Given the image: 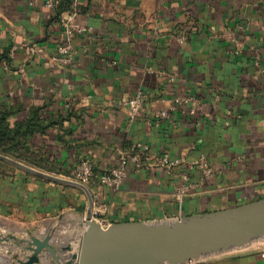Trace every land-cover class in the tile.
I'll return each mask as SVG.
<instances>
[{
  "label": "crops",
  "instance_id": "0c3cea01",
  "mask_svg": "<svg viewBox=\"0 0 264 264\" xmlns=\"http://www.w3.org/2000/svg\"><path fill=\"white\" fill-rule=\"evenodd\" d=\"M45 1L0 0V103L34 129L28 146L44 169L32 168L74 180L80 161L110 171L142 144L187 161L168 173L131 160L119 189L93 180L101 223L173 220L264 199V0H56L54 10ZM75 10L87 31L72 37L67 60L58 53L61 19ZM138 92L145 104L130 121L127 103ZM202 155L210 176L192 165ZM31 175L0 176V214L70 218L80 234L85 192ZM191 264H264V241Z\"/></svg>",
  "mask_w": 264,
  "mask_h": 264
},
{
  "label": "water",
  "instance_id": "95a60500",
  "mask_svg": "<svg viewBox=\"0 0 264 264\" xmlns=\"http://www.w3.org/2000/svg\"><path fill=\"white\" fill-rule=\"evenodd\" d=\"M0 160L50 181L78 187L88 198L87 215L74 244L56 248L50 235L43 239L9 235L27 252L23 258L14 256L19 264H46V259L52 264H191L264 241V199L173 220L101 224L92 219L94 199L86 185L39 171L1 153ZM44 253H48L47 258Z\"/></svg>",
  "mask_w": 264,
  "mask_h": 264
},
{
  "label": "built area",
  "instance_id": "2783aa9c",
  "mask_svg": "<svg viewBox=\"0 0 264 264\" xmlns=\"http://www.w3.org/2000/svg\"><path fill=\"white\" fill-rule=\"evenodd\" d=\"M45 6L50 10H54L56 7V0H46ZM77 16V11H73L70 15L63 17L61 19V23L64 27V30L61 34V39H64L65 42H61L58 44V53L63 58L70 55L72 51V37L79 32H86L87 29L78 25L75 21ZM178 103H182L180 99L177 100ZM145 104V96L143 92H138L135 94L127 103L129 108V117L130 121H134L138 119L143 107ZM168 112L162 111L159 112L160 118L168 117ZM139 151H131V152H121L119 155V164L111 169L110 171L105 172H97L95 171L94 165L89 160H82L78 163L74 180L82 183L84 185H89L93 180L98 179L102 184H105L109 187H113L115 189H119L127 176V164L129 161L135 162V165L138 170H142L145 168H151L155 166H162L169 173L173 167L178 166L182 163L187 162L184 158H178L175 160H171L167 155L164 156H154L151 148L142 144L138 147ZM192 165L197 166L205 176H210L213 174V168L208 161V158L202 155L199 159L194 161ZM188 187H184L182 192H186ZM97 208L101 209L102 206L99 205ZM93 214V212H92ZM92 219L93 218L92 215ZM96 221V220H95ZM99 222V221H97ZM101 223V222H99ZM108 224V223H101Z\"/></svg>",
  "mask_w": 264,
  "mask_h": 264
},
{
  "label": "rangeland",
  "instance_id": "374dc122",
  "mask_svg": "<svg viewBox=\"0 0 264 264\" xmlns=\"http://www.w3.org/2000/svg\"><path fill=\"white\" fill-rule=\"evenodd\" d=\"M15 171V170H14ZM15 173L9 169H0V176ZM59 222L46 221V222H29L21 217H6L0 214V237L7 238V240H0V264H19L14 257L18 255L19 258L25 257L27 254L15 241L9 238V235H13L18 239H28L30 236H37L45 238L50 235L52 237L54 246L60 248L63 243L74 242L78 239V225L76 221L67 218ZM71 244V243H70ZM43 257L47 258L48 253H44ZM48 263L52 264L46 259Z\"/></svg>",
  "mask_w": 264,
  "mask_h": 264
},
{
  "label": "trees",
  "instance_id": "16d2710c",
  "mask_svg": "<svg viewBox=\"0 0 264 264\" xmlns=\"http://www.w3.org/2000/svg\"><path fill=\"white\" fill-rule=\"evenodd\" d=\"M13 115L14 111L11 108L0 103V153L28 166L44 169L41 164L35 163L31 155L30 147L28 146L29 134L32 133L34 129L30 127L29 122H14ZM2 168H7L13 172L18 170L26 175H31L30 173L24 172L0 160V169ZM47 170L51 171V169ZM2 176H10V174Z\"/></svg>",
  "mask_w": 264,
  "mask_h": 264
},
{
  "label": "bare ground",
  "instance_id": "6f19581e",
  "mask_svg": "<svg viewBox=\"0 0 264 264\" xmlns=\"http://www.w3.org/2000/svg\"><path fill=\"white\" fill-rule=\"evenodd\" d=\"M44 258H42V260H43Z\"/></svg>",
  "mask_w": 264,
  "mask_h": 264
}]
</instances>
